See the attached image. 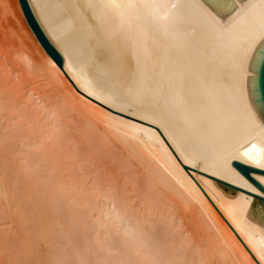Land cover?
<instances>
[{
    "label": "bare ground",
    "instance_id": "bare-ground-1",
    "mask_svg": "<svg viewBox=\"0 0 264 264\" xmlns=\"http://www.w3.org/2000/svg\"><path fill=\"white\" fill-rule=\"evenodd\" d=\"M233 1L238 8L222 19L203 0H29L64 57L63 70L106 108L74 87L19 0H5L16 6L31 42L20 38L15 47L11 35L0 43V200L12 187L7 181H30L28 190L39 199L18 197L20 208H14L25 214L47 202L53 219L44 228L29 218L33 214L23 215L31 232L12 239L13 226L1 217V248L16 239L9 250L18 244L17 253L32 250L46 229L52 264H264V225L248 216L254 196L239 191L231 197L204 175L264 197L232 164L264 170V122L248 85L257 75L252 57L264 40V0ZM39 78L54 86L49 100V88L42 98L39 87H28ZM62 110L82 117L81 130L75 127L81 133L74 118L61 120ZM181 163L204 174L186 168L195 181ZM251 175L264 186V175ZM15 189L8 190L16 191L9 192L13 200ZM65 207L70 212L62 211L60 220ZM58 226L83 233L72 240L65 231L67 240ZM58 234L65 236L61 243Z\"/></svg>",
    "mask_w": 264,
    "mask_h": 264
},
{
    "label": "rangeland",
    "instance_id": "rangeland-1",
    "mask_svg": "<svg viewBox=\"0 0 264 264\" xmlns=\"http://www.w3.org/2000/svg\"><path fill=\"white\" fill-rule=\"evenodd\" d=\"M0 1H3V2H4V3H3V2L0 3L1 8L3 7V5H4V7H6L5 5H8V7H9L10 9L13 8V10L11 11L9 8L6 7V9L9 10L8 13H7V15H5V14H6L5 12H3L5 8H2V9L0 8V10L2 11V12L0 13V31H1L0 36H2V34L5 33V31H6V32L8 31L7 33L9 34V35L7 34V36H6V34H5L6 37H3V38L0 37V40H1L0 43L4 42V41H5V38L7 39V37H8V39H9V37H12V36H14V38H15V37L17 38L16 40L12 38L13 40H15L14 44L17 42V40H18V43H20V42H19V39H20V38H22V39H25V38H26V40L29 41L30 39L28 40L27 37H25V35L27 34L26 30H24L25 32H24L23 30L21 31V29H25V28H24L23 24L21 23V20L19 19V18H20V15H19V12H18L16 6H13V7L11 6V7H12V8H11V7L9 6V3H8V4H7V3L5 4V0H0ZM17 5H18V4H17ZM18 8H19V7H18ZM5 11H6V10H5ZM19 11H20V9H19ZM16 12H17V13H16ZM2 13H3V15H2ZM4 13H5V14H4ZM12 14H13V15H12ZM20 14H21V12H20ZM4 15H5L6 17H7V16H8V17L6 18ZM21 15H22V14H21ZM14 16H15V17H14ZM19 23H20L21 25H20ZM25 25H26V23H25ZM1 26L4 27V30H5L4 32H3V29H2L3 27H1ZM7 28H8V29H7ZM23 32L26 33V34H23ZM11 35H12V36H11ZM3 36H4V35H3ZM23 36H24V37H23ZM1 38H2V39H1ZM3 39H4V40H3ZM10 39H11V38H10ZM10 39H9V40H10ZM9 40H8V42L11 43V41H9ZM13 40H12L11 45H8V47H10V46H12V45L15 46V45L13 44ZM29 42H31V40H30ZM4 43H5V44H8L7 41H5ZM10 43H9V44H10ZM18 43H16V46H15V47H17V44H18ZM2 45H3V44H2ZM0 46H1V44H0ZM18 46H19V44H18ZM1 47H2V46H1ZM5 47L7 48V45H5ZM39 57H40V56H39ZM0 58H2L1 60H4V57H3V48L0 49ZM1 76H2V77H1ZM4 77H5V76H3V75L0 74V79H1V80H4V81H5ZM2 78H3V79H2ZM11 78H12V77H11ZM37 80H38V82H37ZM37 80H36V82L38 83V85H40V86H42V87H40V86H36L35 84H37V83L35 82V80L33 81V84H34V82H35V84H34L35 86H34V85H31L30 82H26V83H28V85H29V83H30V86H28V85H27V86L30 87V88H32V86H33V88L35 87V89H38V87H39V90H40V91L37 90L38 92H40V93H39L40 95L38 94L39 96L43 95V94H41L42 92H43L44 95H45L46 92L48 91V88H49V91H50V92H49V93L47 92V94H48V95L50 94V95L48 96V95L46 94V95H47V100H49L48 97L51 98V95H52V92H51V91H53V90L50 89V88H54V86H53V87L50 86L51 84H47V85L50 86V87L46 86L45 79L43 80V78H39V79H37ZM42 80H43V81H42ZM46 81H47V80H46ZM44 82H45V83H44ZM42 83H44L45 85H44V84L42 85ZM47 83H48V82H47ZM24 86H26V84H25ZM24 86H23V87H24ZM44 86H45V87H44ZM28 87H26V88L28 89ZM36 87H37V88H36ZM43 87H44V88H43ZM26 88H25V87L22 88V91H23L24 89L27 90ZM40 88H42V90H41ZM43 89L45 90V92L43 91ZM55 89L57 90V88H55ZM25 90H24V91H25ZM56 90H54V92H57ZM38 92H37V93H38ZM54 92H53V93H54ZM58 94H59V93H57V95H56V93H54L53 96L56 95L57 97H58V96L60 97V95H58ZM44 95L41 96V97L43 98ZM46 95H45V97H46ZM53 96H52V97H53ZM56 96H54V97H56ZM52 99H53V98H52ZM60 99H61V97H60ZM60 99H59V101L61 102ZM56 100H57V98H56ZM50 101H52L51 103H54V102H55V99H54V101L50 99ZM59 101L57 100V102H59ZM48 103L50 104L49 101H48ZM55 104H56V102H55ZM59 110L61 111V109H59ZM67 110H68V109H67ZM60 111H59V112H60ZM62 111H63V112H61V113H63V114L66 115V116H63V117L61 116V117H62L61 120H63V121H64V120H65V121L68 120V119H67V116H68V117H69V116L71 117L69 120H73V118L75 119V120H73V123H71L72 126H74V125L76 124V126H74V129H75V127L78 126L77 124H79V126H80L81 124H83V119H82V117H81L80 115L78 116L77 112H75V114H74V112H73V113H72L71 111H68V112H67V111L65 110V111H66V112H65L66 114H65V113H64V110H62ZM69 113H70V114H69ZM76 114H77V116H76ZM73 116H75V117H73ZM64 117H65V118H64ZM63 118H64V119H63ZM76 120H77V121H76ZM78 120H79V121H78ZM46 122H49V121L47 120ZM75 122H76V123H75ZM77 122H78V123H77ZM81 122H82V123H81ZM73 124H74V125H73ZM72 126H71V127H72ZM79 126H78V128H80V127L82 128V127H83V126H80V127H79ZM71 127L69 128L70 130H71ZM78 128H76L75 130H78ZM81 128H80V130H81ZM72 129H73V127H72ZM71 131H72V130H71ZM78 131H79V130H78ZM79 132L81 133V131H79ZM79 132L76 133V131H73V133H74V135L76 136L77 139H78L79 136H81V135L83 136V133H84V132H82V134L79 135V134H80ZM77 134L79 135L78 137H77ZM84 135H85V137L83 136L82 138H86V132L84 133ZM82 138H81V139H82ZM84 140H85V139H84ZM84 140H83V141H84ZM86 140H87V139H86ZM79 142H81V141H79ZM84 142H87V141H84ZM84 142L79 143V145L83 147L82 143H83L84 145L86 144V143H84ZM86 145H87V144H86ZM80 146H79V147H80ZM7 182H8V181H7ZM7 182H6L7 187H8V186H12L13 189H15L14 187H15L18 183H19L18 185H20V182H18L17 184H15V183H16L15 181H10V182H12V184L9 183V182L7 183ZM32 183L34 184V180H32ZM10 184H11V185H10ZM25 184H26V185H25ZM30 184H31L30 181H29V183H28V181H24V185H23V182H21V185H20L21 187L19 186L20 188L17 186L18 189H21L22 194H21V191H20V190H17V188L15 189V190H17V193H19L18 195L21 194L20 196L15 195V196H17V198L15 197V199H14V200H15V204H14V200H13V197H14L13 195L16 193V191L13 190L14 193L11 192V191H9L10 193H13V195H11V194L8 192V190L12 189V187H11V188L8 187L7 193H6V195L4 196V198H5V197L7 198V199L5 198V200H6L5 202H6V203H5L4 201L2 202V201H1L2 198H0V199H1V200H0V202H1V203H0V204H1V205H0V210L3 209L2 211H4V213H5V214H4V213L1 211L2 213H0V214H2V216L0 215V218L2 217V219L7 220V222L4 220V221H5V223H4V221L2 222V220L0 219V221L2 222V223L0 222V223H1L0 226H3V227H4L3 223H4L5 225H7L9 229H10L9 226H13V227H11V228H13V230L10 229L9 231H8V228L6 227V228H7V231H8L9 238L11 237L12 239H14V237H13L14 235H15V237H16V235H17V236H19V238H20V237L23 236V234L25 235L26 232L24 233V232H22V231H23V229H24L25 231H27V229H26L25 226L29 227V225L26 224L27 221H26L25 223H23V221H24L23 217L25 218V216H27V215H28V216H27V218H28L29 215L31 216V215L33 214L32 217H29V218H31L32 220H33L34 218H38V219H35V222L38 221V222L41 224V227H42V226H43V227L45 226L44 228H46V227L49 225L48 222H49L50 220H48V218H49V219L51 218V220L53 219V218H52V217H53V215H52L53 213H52V212L49 213V210H51V209L48 210V208H47V202L45 201V200H47V198H48V195H47V194H45V197H46V195H47V198H46V199H45V197H44V194L42 195V196L44 197V199H45L44 201L46 202V204H45V203L43 204V202H42V205L39 206L38 209H36V211H37L38 214H36V211H35L34 209H32V208H31V209H30V208L27 209V210H26L27 212H26V211H23L25 214L20 213L19 210H18V212H17V210L15 209V208L18 209V207H19V205L17 204V202H19L18 199H19L20 197H21V198H20V201H22V200H23V197L25 198V196H28V198L33 197V198H31V199H33V201H34V199L37 198V196H34V195H36L35 192H31V191H33V190H28L29 187H31ZM28 185H29V186H28ZM25 186H27V187H25ZM18 191H19V192H18ZM28 194H29V195H28ZM18 197H19V198H18ZM39 197H40V196H39ZM39 197H38L37 199H39ZM11 199H12V201H11ZM25 199H26V198H25ZM31 199H30V201L27 200V201L29 202V205H32V204H33V201L31 202ZM40 199H41V198H40ZM8 200H9V202L7 203ZM16 200H17V202H16ZM10 201L13 202V204H10V203H11ZM35 201H36V200H35ZM3 203H4V204H3ZM30 203H32V204H30ZM16 204H17V205H16ZM6 205H7V206H6ZM15 206H16V207H15ZM17 206H18V207H17ZM14 207H15V208H14ZM9 208H10V209H9ZM19 208H20V207H19ZM14 209H15L16 211H15ZM62 211L65 212V214H66V211H69V212H70V209H68L67 207H65V209H62V210H61V212H58V213H59V217H58L57 215H56V216H57L60 220L63 219V218H62V216H63V215H62V214H63ZM6 213H7L8 215H7ZM10 213H11V214H10ZM48 213H49V214H48ZM60 213H61L62 216L60 215ZM26 214H27V215H26ZM46 214H47V215H46ZM50 214H51L52 216H51ZM55 214H57V213H55ZM55 214H54V216H55ZM65 214H64V215H65ZM67 214H68V212H67ZM6 215H7V216H6ZM23 215H25V216H23ZM36 215H37V216H36ZM48 215H50V216H48ZM4 216H5V217H4ZM10 216H11V217H10ZM21 216H22V217H21ZM44 216H45V217H44ZM56 216H55V217H56ZM65 216H66V215H65ZM6 217H7V218L9 217V218H8L9 221H10L9 223H8V219H6ZM19 218H20V220H19ZM16 220H17V221H16ZM32 220H30L28 223H30ZM14 221H15V222H14ZM19 221H20V223H19ZM17 222H18V223H17ZM21 222H22L23 225L21 224ZM74 222H75V221H74ZM74 222H72V223H74ZM6 223H7V224H6ZM9 224H10V225H9ZM18 224H19V225H18ZM30 224H31V225H30V228H31V230H33L32 228L34 227V225H32V224H33L32 222H31ZM44 224H45V225H44ZM14 225H15V226H14ZM16 225H17V226H16ZM19 226H20V227H19ZM32 226H33V227H32ZM24 227H25V228H24ZM41 227H40L39 230L42 229ZM58 227H59V226H58ZM58 227H56V228H58ZM20 228H21V229H20ZM30 228H29V229H30ZM44 228H43V229H44ZM59 228L61 229L62 233H61V231H60ZM59 228L56 229V230L58 231L59 234H60V233H61L62 235L65 234L67 240H68L69 238H67V235H66L65 231H66V232L68 231V234H69L68 237H71V239H72V237H75V236H76L75 238H77V236H79L80 233H81V232H79V233H78V232H77V233L75 232V233H74V230L77 231V228H76V229H70V228H68L67 226H64V227L62 226V228H64V229H62L61 226H60ZM80 228H82V227H80ZM0 229H2V227H0ZM14 229H15V231H14ZM29 229H28V230H29ZM11 230H12V231H11ZM37 230H38V229H37ZM63 230H64V233H63ZM79 230H80V229H79ZM79 230H78V231H79ZM81 230H82V229H81ZM0 231H1V230H0ZM59 231H60V232H59ZM9 232H10V233H9ZM15 232L18 233V234H16ZM20 232H22V233H20ZM27 232H28V234H29V232H31V231L29 230V231H27ZM55 232H56V231H55ZM56 233H57V232H56ZM82 233H83V232H82ZM82 233H81V234H82ZM12 234H13V236H12ZM19 234H20V235L22 234V235L20 236ZM59 234H58V235H59ZM76 234H77V235H76ZM78 234H79V235H78ZM0 235H1V234H0ZM26 235H27V234H26ZM26 235H25V236H26ZM44 235H45V236H44ZM74 235H75V236H74ZM49 236H51V234H50V233H47L46 229L44 230V232L41 231V234L39 235L38 239H35V238H34L35 240L33 239V241H34V248H33V249H34V250H33V249H32V250H29V248H28V250H29V251H28V250H26V248L24 247L25 249L23 248V251H22V249L20 248L21 246L18 248V250L21 249V252H20V253L23 252L22 254H20L19 252H18V253L15 252V251H16V247L19 246V244L17 243L18 245H16V247L13 246V247H15V248H14V249H15L14 252H15L17 255H16L13 251H11L12 248H11V250H9V249H10L9 247H10V246L12 247V244H13V243L16 244V241H15L16 239H15V240H12V241H14L13 243H12V241L10 240V242H7V243H6V248H5V244L2 245V248H3V249L0 247V249H2V250H0V264H11V263H12V264H18V260H19V258H20L21 256L23 257L22 260L25 261V262L23 261L22 264H33V263H31V262H34V264H42V263H43V264H47V263L52 264L53 261H54V260H52V259H53L52 257H54V256H52V255H51L52 257L50 256V252H52V251H51V250H50V251L48 250V249H49V247H48L49 244H48V243H45L46 240L48 241L49 238H51V237H49ZM65 236H62V237H61V235H59V237H60L59 239L61 240V238H62V240L59 241L60 243L63 242V241L65 240V239H63ZM26 237H28V236H26ZM26 237H25V238H26ZM80 237H82V236H80ZM23 238H24V236H23ZM25 238H24V239H25ZM71 239H69V240H71ZM72 240H74V238H73ZM47 241H46V242H47ZM46 244H47V245H46ZM0 246H1V245H0ZM22 246H23V245H22ZM35 247H36L37 249H36ZM57 247H59V244H57ZM8 248H9V249H8ZM18 250H17V251H18ZM25 250H26L27 252H24ZM1 251H3V252H1ZM7 251H8V252H7ZM9 251H10L11 254H9ZM32 251H33V252H32ZM12 252H13V254H14L18 259H16V258L14 257V255L12 254ZM48 252H49V253H48ZM31 253H32V254H31ZM2 254H3V255H2ZM19 254H20V255H19ZM24 254H25L26 256H25ZM38 254H39V256H38ZM12 255H13V256H12ZM3 256H4V257H3ZM6 256H7V258H5ZM18 256H19V257H18ZM30 256H31V257H30ZM11 258H12V259H11ZM14 258H15V261H14ZM34 258H35V259H34ZM20 259H21V258H20ZM30 259H31V260H30ZM45 260L47 261V263H46ZM27 261H29V262L26 263Z\"/></svg>",
    "mask_w": 264,
    "mask_h": 264
},
{
    "label": "water",
    "instance_id": "water-1",
    "mask_svg": "<svg viewBox=\"0 0 264 264\" xmlns=\"http://www.w3.org/2000/svg\"><path fill=\"white\" fill-rule=\"evenodd\" d=\"M219 17L222 19H227L229 15L238 8V5L233 0H203ZM241 4L245 2L246 0H239ZM20 5L22 7V10L24 12L25 18L27 20V23L33 30L34 34L38 38L41 45L44 47V49L47 51V53L53 58V60L60 66V68L64 69V57L60 53V51L55 47V45L51 42L47 34L45 33L44 29L42 28L40 22L38 21L32 6L29 2V0H19ZM250 70L252 72L257 73L256 76H250L248 79V85H249V94L252 102V106L255 109V111L258 113L262 121L264 122V40L258 45V47L255 50V53L252 57ZM64 71V70H63ZM66 74V72L64 71ZM67 75V74H66ZM69 78V76L67 75ZM70 79V78H69ZM71 81V79H70ZM72 82V81H71ZM73 83V82H72ZM74 85V83H73ZM74 87L77 89V87L74 85ZM78 90V89H77ZM80 93H82L80 90H78ZM84 94V93H82ZM85 95V94H84ZM87 96V95H85ZM88 97V96H87ZM90 98V97H88ZM92 99V98H90ZM94 100V99H92ZM97 102L96 100H94ZM99 103V102H97ZM101 104V103H99ZM102 105V104H101ZM104 106V105H102ZM106 107V106H104ZM107 108V107H106ZM109 109V108H108ZM111 110V109H109ZM113 111V110H111ZM116 112V111H113ZM118 113V112H116ZM120 114V113H119ZM123 115V114H121ZM125 117H128L126 115H123ZM130 119L136 120L134 118L128 117ZM139 121V120H136ZM142 122V121H139ZM144 123V122H142ZM147 124V123H145ZM149 125V124H148ZM152 126V125H151ZM155 127V126H153ZM157 128V127H155ZM158 129V128H157ZM159 131V129H158ZM160 132V131H159ZM161 134V132H160ZM162 135V134H161ZM163 137V135H162ZM164 138V137H163ZM165 139V138H164ZM166 141V140H165ZM167 142V141H166ZM168 144V142H167ZM169 145V144H168ZM170 147V145H169ZM171 148V147H170ZM172 149V148H171ZM173 151V150H172ZM174 152V151H173ZM175 154V153H174ZM176 155V154H175ZM177 157V156H176ZM178 158V157H177ZM180 161V160H179ZM182 164V163H181ZM232 164L244 175L246 176L253 184H255L259 189H261L264 192V186L260 184L255 178L252 177L251 173H257L264 175V170L258 169L255 167L248 166L240 161H233ZM183 165V164H182ZM184 168H189L192 170H195L193 168H190L188 166L183 165ZM187 170V169H186ZM188 171V170H187ZM198 171V170H195ZM200 172V171H198ZM190 174V172L188 171ZM202 173V172H200ZM204 174V173H202ZM191 175V174H190ZM212 179H215L217 184L227 193V195L233 197L238 194L239 191H244L248 194H251L254 196V199L251 203V206L248 210V216L252 218L253 220L259 222L260 224L264 225V197L260 195H255L253 193H250L248 191H245L241 188H238L234 185H231L225 181H221L217 178H214L212 176H209L207 174H204ZM192 176V175H191ZM193 178V176H192ZM194 179V178H193ZM195 180V179H194ZM196 181V180H195ZM198 184V183H197ZM199 185V184H198ZM200 186V185H199ZM201 188V187H200ZM202 189V188H201ZM203 190V189H202ZM204 192V190H203ZM205 193V192H204ZM206 194V193H205ZM207 196V195H206ZM208 197V196H207ZM209 198V197H208ZM210 200V198H209ZM211 201V200H210ZM212 202V201H211ZM213 204V202H212ZM214 205V204H213ZM215 206V205H214ZM216 207V206H215ZM217 209V208H216ZM218 210V209H217ZM219 211V210H218ZM220 213V211H219ZM221 214V213H220ZM222 215V214H221ZM223 217V215H222ZM224 218V217H223ZM225 219V218H224ZM227 222V220L225 219ZM228 223V222H227ZM228 225L231 227V225L228 223ZM232 228V227H231ZM233 229V228H232ZM234 231V229H233ZM235 232V231H234ZM236 233V232H235ZM237 234V233H236ZM238 236V234H237ZM239 237V236H238ZM240 238V237H239ZM241 240V238H240ZM242 241V240H241ZM243 242V241H242ZM244 244V242H243ZM245 245V244H244ZM247 248V246L245 245ZM248 249V248H247ZM250 252V250L248 249ZM251 253V252H250ZM253 256V254L251 253ZM254 257V256H253ZM256 260V258L254 257ZM257 261V260H256ZM259 264V262L257 261Z\"/></svg>",
    "mask_w": 264,
    "mask_h": 264
}]
</instances>
